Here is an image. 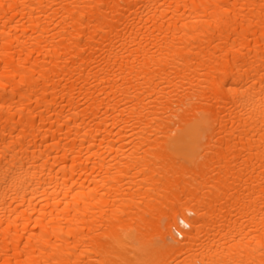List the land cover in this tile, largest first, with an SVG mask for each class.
<instances>
[{"label":"bare ground","instance_id":"1","mask_svg":"<svg viewBox=\"0 0 264 264\" xmlns=\"http://www.w3.org/2000/svg\"><path fill=\"white\" fill-rule=\"evenodd\" d=\"M0 264H264V0H0Z\"/></svg>","mask_w":264,"mask_h":264}]
</instances>
